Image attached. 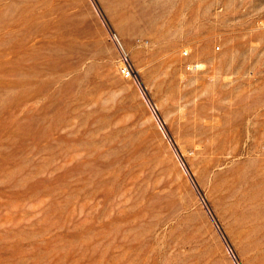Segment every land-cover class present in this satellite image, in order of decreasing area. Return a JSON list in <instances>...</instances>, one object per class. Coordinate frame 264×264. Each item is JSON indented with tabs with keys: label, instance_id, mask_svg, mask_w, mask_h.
<instances>
[{
	"label": "rangeland",
	"instance_id": "rangeland-1",
	"mask_svg": "<svg viewBox=\"0 0 264 264\" xmlns=\"http://www.w3.org/2000/svg\"><path fill=\"white\" fill-rule=\"evenodd\" d=\"M0 264H264V0H0Z\"/></svg>",
	"mask_w": 264,
	"mask_h": 264
},
{
	"label": "built area",
	"instance_id": "built-area-1",
	"mask_svg": "<svg viewBox=\"0 0 264 264\" xmlns=\"http://www.w3.org/2000/svg\"><path fill=\"white\" fill-rule=\"evenodd\" d=\"M122 73L125 77L129 78L133 76V71L130 65L128 64V61L125 59L124 65L122 66Z\"/></svg>",
	"mask_w": 264,
	"mask_h": 264
}]
</instances>
